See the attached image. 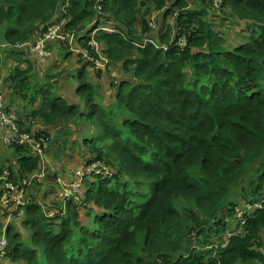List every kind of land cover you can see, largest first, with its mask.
Wrapping results in <instances>:
<instances>
[{
  "label": "trees",
  "instance_id": "1",
  "mask_svg": "<svg viewBox=\"0 0 264 264\" xmlns=\"http://www.w3.org/2000/svg\"><path fill=\"white\" fill-rule=\"evenodd\" d=\"M64 21L71 42H48L47 57L31 52ZM227 22L247 24L233 49ZM4 44L7 110L41 152L1 135L13 157L0 166L3 261L264 264V0H0ZM72 145L85 156L76 168L113 174L86 188L88 225L72 203L50 218L36 196L54 177L47 153ZM9 184L23 205H2ZM23 212L27 238L13 226Z\"/></svg>",
  "mask_w": 264,
  "mask_h": 264
},
{
  "label": "rangeland",
  "instance_id": "2",
  "mask_svg": "<svg viewBox=\"0 0 264 264\" xmlns=\"http://www.w3.org/2000/svg\"><path fill=\"white\" fill-rule=\"evenodd\" d=\"M191 8V6H190ZM62 11H66V7L62 8ZM228 14L230 13V11H227ZM217 16H219L220 19L222 18H226V15L224 13L220 15L217 14ZM221 21H218V24H220ZM228 22L226 23V28L222 29L223 33L226 35V47H228L229 49H233L234 46L238 45L239 43H243L246 41V36L249 35V33L247 32V24L246 22H240L239 24H232L233 26H228ZM74 34H72L71 36L68 37V39H70V42L73 39ZM67 39V40H68ZM152 43V42H151ZM5 50V49H4ZM1 56H3V53L1 54ZM2 72V66H0V73ZM58 72H60L59 70H56L54 72H52L53 75H56ZM7 102V101H6ZM7 104V103H6ZM17 105V104H16ZM94 121L96 122V118H94ZM96 128L93 127L91 128V130H80V135H81V139H78V141L80 143H83L84 139L89 138V132L90 131H94ZM96 132H99L97 130H95ZM92 134V133H91ZM98 134V133H97ZM0 138L2 139L1 135ZM75 139V136H73L72 140ZM3 142V139H2ZM73 142V141H71ZM98 145L100 147H104V150H106L107 148L112 146V142L109 140H105V141H97ZM4 144V142H3ZM71 149H74L72 151L69 152V154H67L66 152H61V156H55V153H57L56 151L52 152V153H47V160L46 161H50L51 165L53 166L54 169V177H49L50 179L46 180V182L40 186H37L38 190H41L42 194L40 195L37 192V198H39L40 200L46 202L48 208L50 209H54L55 213H60L59 211H62L61 213L65 214V212H67V208H68V204L72 203L74 205H76L79 209L78 211V219L80 220L79 222H81L83 225H88L89 223H91L93 221V217H90L87 214L86 209L84 208V198L81 204H77L76 202H80L82 200V196L84 194V196L87 193V186L94 183H98L99 182V176L102 177L103 179L107 178L108 176L106 175V173L102 170V169H94L93 172L91 174H85L84 171L82 174H78L74 171L76 170H81V168H76L75 165L76 163L79 164H83L85 162V156L80 152V146L78 145H72ZM0 150L1 147H0ZM106 152H109V150H107ZM0 160L2 161L0 163V166H2L3 162H7L6 160H13L12 154L10 153H6V151H0ZM74 157H73V156ZM58 172V176H60L59 181H61L62 184H64L65 186L73 183L74 181L78 180L81 184L80 187V191L76 194H71L68 200H65L63 198H59V196H57L56 194V190H57V183L56 180L54 181L55 178V174ZM111 177H112V173ZM101 180V179H100ZM60 187V186H59ZM60 189L62 190L63 188L60 187ZM86 192V193H85ZM47 193L45 196H43V194ZM67 204V205H66ZM241 207V206H240ZM89 208H92V210L97 213L99 212V209L94 207L93 205L89 206ZM243 209L240 208L239 211H242ZM238 211V212H239ZM239 214H243V212H239ZM52 215V214H51ZM25 213L23 212V214L21 216H19L17 219L14 220L13 226L17 229L18 231L21 232L22 236L24 238H27L29 236V231L27 229H25L24 227L22 228V222L24 219ZM245 216V215H244ZM1 220V219H0ZM10 224V220L7 219L4 222V228L5 226ZM4 231V230H3ZM3 235V233H2ZM2 235L0 236V238L2 237ZM231 236H228L226 238V242H229ZM10 238V234L9 236L7 235V240ZM0 264H11L8 263L7 260L3 261L2 259H0Z\"/></svg>",
  "mask_w": 264,
  "mask_h": 264
},
{
  "label": "built area",
  "instance_id": "3",
  "mask_svg": "<svg viewBox=\"0 0 264 264\" xmlns=\"http://www.w3.org/2000/svg\"><path fill=\"white\" fill-rule=\"evenodd\" d=\"M64 23L65 21L60 24V25H53L49 28L48 32L44 34V36L38 40L35 46L31 47V52L38 55L40 58L42 57H47L48 53L46 52V45L48 42L54 41V40H60V41H66L68 39V35L64 32ZM10 46L4 44L0 45V48H9ZM20 49L25 48L24 45H18L17 46ZM0 56H1V51H0ZM4 78L5 74H3L0 77V135H3V141L7 145H13V144H18L20 146L23 145H31V147L34 148V151H40V145H38L36 139L31 136L30 134L28 135H22L20 133L18 124H17V117L14 114V111H8L6 107V97L4 94ZM94 169H102L106 175L109 177L111 176L110 171L106 170L105 168H102V165L100 164H94L86 170H76L75 172L78 174H82L84 171L85 174H91ZM39 182H41L45 175L43 172L39 173ZM59 184L62 190H60V198H63L65 200H68L71 194H76L80 191L81 184L78 180L74 181L73 183L65 186L64 184L59 181ZM8 190L4 193L3 199L1 200V203L3 206H9L12 201H15L17 205H23V192H16L13 190V186L11 184L8 185ZM84 198V194L82 196V200L80 202H76L77 204H81ZM67 205V204H66ZM258 209H263L262 205H257ZM52 214V215H51ZM59 213H50L49 217L53 218L57 216ZM63 215V214H62ZM239 219L244 218V214H238ZM7 227L8 225L5 226V229L3 231V235L0 238V259L4 260L5 258V252L4 250L8 246V241H7Z\"/></svg>",
  "mask_w": 264,
  "mask_h": 264
},
{
  "label": "crops",
  "instance_id": "4",
  "mask_svg": "<svg viewBox=\"0 0 264 264\" xmlns=\"http://www.w3.org/2000/svg\"><path fill=\"white\" fill-rule=\"evenodd\" d=\"M3 74H5V72H3V73H2V75H3ZM60 190H61V189H60ZM59 198H60V197H58V199H59ZM43 203H45V204H46V202H44V201H43Z\"/></svg>",
  "mask_w": 264,
  "mask_h": 264
},
{
  "label": "clouds",
  "instance_id": "5",
  "mask_svg": "<svg viewBox=\"0 0 264 264\" xmlns=\"http://www.w3.org/2000/svg\"><path fill=\"white\" fill-rule=\"evenodd\" d=\"M63 214V213H62ZM64 215V214H63Z\"/></svg>",
  "mask_w": 264,
  "mask_h": 264
},
{
  "label": "bare ground",
  "instance_id": "6",
  "mask_svg": "<svg viewBox=\"0 0 264 264\" xmlns=\"http://www.w3.org/2000/svg\"><path fill=\"white\" fill-rule=\"evenodd\" d=\"M16 46V45H15Z\"/></svg>",
  "mask_w": 264,
  "mask_h": 264
}]
</instances>
